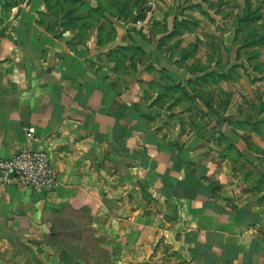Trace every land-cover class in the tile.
<instances>
[{
    "label": "crops",
    "instance_id": "1",
    "mask_svg": "<svg viewBox=\"0 0 264 264\" xmlns=\"http://www.w3.org/2000/svg\"><path fill=\"white\" fill-rule=\"evenodd\" d=\"M53 1L0 0V160L42 151L57 178L0 186V264H65L53 233L95 239L112 264H264V188L168 95L193 81L164 40L170 18L138 31L88 0L95 18L75 23Z\"/></svg>",
    "mask_w": 264,
    "mask_h": 264
},
{
    "label": "rangeland",
    "instance_id": "2",
    "mask_svg": "<svg viewBox=\"0 0 264 264\" xmlns=\"http://www.w3.org/2000/svg\"><path fill=\"white\" fill-rule=\"evenodd\" d=\"M5 1L11 11L24 0ZM98 1L102 15L125 18L138 31L147 26L137 25L147 13H151L150 28L160 23L155 24L158 16L170 18L164 40L184 64V78L193 81L168 83V95L177 98L180 91L184 110L194 112L199 126L217 130L210 139L227 143L222 153L234 158L237 171L242 170L247 180L264 188V0ZM87 2L54 0L50 11L78 23L81 12L89 19L96 16V8ZM60 8L65 9L63 15L57 14ZM225 127L241 131L248 154L228 147L234 138L223 133Z\"/></svg>",
    "mask_w": 264,
    "mask_h": 264
},
{
    "label": "built area",
    "instance_id": "3",
    "mask_svg": "<svg viewBox=\"0 0 264 264\" xmlns=\"http://www.w3.org/2000/svg\"><path fill=\"white\" fill-rule=\"evenodd\" d=\"M151 13L138 21V27L148 25ZM29 143L35 141L36 131L23 128ZM57 185L50 157L47 153L26 148L8 160H0V186H26L36 191L54 190Z\"/></svg>",
    "mask_w": 264,
    "mask_h": 264
},
{
    "label": "trees",
    "instance_id": "4",
    "mask_svg": "<svg viewBox=\"0 0 264 264\" xmlns=\"http://www.w3.org/2000/svg\"><path fill=\"white\" fill-rule=\"evenodd\" d=\"M75 235L64 234L62 239L50 237L49 243L54 247H60L62 250V263L65 264H112L111 254L98 247L95 239H87L86 246L80 250L79 246H73L69 242ZM60 243H62L60 245Z\"/></svg>",
    "mask_w": 264,
    "mask_h": 264
},
{
    "label": "water",
    "instance_id": "5",
    "mask_svg": "<svg viewBox=\"0 0 264 264\" xmlns=\"http://www.w3.org/2000/svg\"><path fill=\"white\" fill-rule=\"evenodd\" d=\"M57 235H59V234L53 233V234L49 235L48 237H54V236H57Z\"/></svg>",
    "mask_w": 264,
    "mask_h": 264
}]
</instances>
